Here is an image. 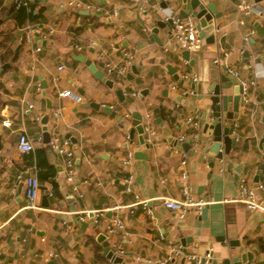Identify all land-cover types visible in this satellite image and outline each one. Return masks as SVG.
<instances>
[{
  "label": "crops",
  "instance_id": "obj_1",
  "mask_svg": "<svg viewBox=\"0 0 264 264\" xmlns=\"http://www.w3.org/2000/svg\"><path fill=\"white\" fill-rule=\"evenodd\" d=\"M163 1L169 8L161 6ZM208 1L220 16L212 28H204L200 49L190 53L193 64L180 56L170 24L159 29L156 39L150 31L170 9L178 13L175 0H27V10L37 13L43 7V23L0 19V33L10 37L15 55L6 62L0 55V68L9 64L0 72V264H109L105 243L113 253L124 249L120 264H188L183 257L160 262L169 243L187 253L202 255L211 249L213 258L205 264H264V190L256 189L255 210L239 201L241 179L253 187L264 185V148L258 145L264 136V96L257 99L264 88V32L259 35L253 25L264 27V1ZM14 2L17 6L21 1L4 0V5ZM125 52L133 55L125 75L108 73L106 64L122 65ZM76 56L90 60L112 86L94 77ZM167 65L176 70L177 79ZM212 65L220 73L236 70L240 83L246 82L248 98L233 120L237 125L230 138L236 142L221 159L210 150L211 137L200 123L209 104L208 96L200 98V82ZM63 91L82 100L62 96ZM134 113L153 130L150 143L141 144L136 129L130 134ZM192 115L198 116L199 136L181 165L172 147L179 134L188 133L184 119ZM23 132L32 141L29 153L17 149ZM45 132L49 140H68L71 164L44 141ZM220 149L224 151V144ZM127 151L133 159L126 166L122 160ZM25 170L35 171L40 183L35 209L26 207L25 184L18 178ZM129 173L134 193L148 202V212L134 193L124 191L123 178ZM184 186L206 201L205 214L191 209L181 219L162 205L163 197L180 199ZM116 203L123 209H106ZM95 211H102L100 226L89 217L81 219ZM116 216L124 229L110 234L105 227ZM247 252L250 258L243 261Z\"/></svg>",
  "mask_w": 264,
  "mask_h": 264
},
{
  "label": "built area",
  "instance_id": "obj_2",
  "mask_svg": "<svg viewBox=\"0 0 264 264\" xmlns=\"http://www.w3.org/2000/svg\"><path fill=\"white\" fill-rule=\"evenodd\" d=\"M136 1V0H132ZM76 5H79L81 1L75 2ZM20 5V3H18ZM23 5L30 7L28 3L23 2ZM247 12V11H245ZM248 13V12H247ZM166 18L171 19L170 24V30H171V37L173 41L176 44V47L179 50H188L190 53L196 52L200 49L202 39L204 37H200L199 32L197 30V20L193 19L190 16H187L185 18L181 17L177 13L174 14L173 12L169 11ZM254 33V30L249 31L245 36L243 37L244 44H248L250 40V36ZM39 50V48H37ZM133 59V55L131 53L125 52L124 53V63L118 67H115L111 65L110 63L106 64L107 72L117 71V73L121 75H125L128 68L131 65V61ZM220 61L219 58L214 59V64H218ZM228 71L232 74H234L236 77H239V74L236 70H233L231 68H228ZM182 78H187V75H182ZM192 81H196V76H192ZM244 86V90H246V82H241ZM187 92V91H184ZM62 96H67L71 98L72 100L76 102H80L82 99L79 95L71 92V91H63L60 93ZM244 101H248L247 93L245 91V94L243 95ZM185 125L188 128V133L179 134L176 138V144L174 147H172V150L175 154H178L180 156V163L181 165H185L187 158H188V151L182 150L181 145L186 140L190 141L192 144V148L196 147L195 141L197 140L199 133H198V116L192 115L187 116L184 119ZM237 125V123H234V126ZM144 131L146 133L145 142L150 143L153 135V130L145 125ZM130 138L129 134H126V139L128 140ZM49 146L54 151L64 154L68 157V162L72 163V157L73 152L67 148L68 140L67 139H60L59 137H52L49 142ZM33 148L32 141L29 139V137L26 135V133H21L18 136L17 140V149L21 153H29ZM133 159V153L131 151H127L122 163L123 165H129ZM263 172H264V158H263ZM182 178H185V174L182 173ZM68 180H73L72 171L68 172ZM19 179H22L25 184V205L27 208L35 209L37 207V197L40 190V183L37 178V174L35 171L31 170H25L22 173H19L18 175ZM123 186L124 191L134 193L133 189V175L131 173L127 174L123 178ZM75 189V187H74ZM256 189L264 190V185L261 183L256 184L255 187L250 185L245 179H241L239 183V201L244 204L245 207H247L250 210H255L258 208V202L256 199ZM183 196L180 199H174L170 197H163L161 199L162 205L165 208H168L170 210H173L176 212L177 216L181 219H183L189 210H195L197 213H201L202 209L205 206L206 201L201 197H195L191 195L187 189L186 186L182 188ZM134 198L137 202L141 203V206L143 209H145L148 212V202L146 200H142L139 198L137 194L134 193ZM106 209H112L116 212L123 209V205L121 203L112 204L111 206L106 207ZM102 214V211H95L91 215L86 213L81 219H84L85 217L91 218L92 222L96 226H100V215ZM106 231L108 233H116V232H122L124 229V223L122 219L118 216L114 217L107 225H106ZM160 238H163L162 235H160ZM1 254V251H0ZM125 254V251L123 248L118 247L117 250L113 253L114 256H120L122 257ZM183 257L188 264H205L209 263L212 258V250H207L204 254H196V253H187L183 251V248L181 245H176L169 243V253L166 255L165 258L160 260L161 263H167L168 261ZM109 264H118L113 259H109ZM244 264H247L246 262Z\"/></svg>",
  "mask_w": 264,
  "mask_h": 264
},
{
  "label": "water",
  "instance_id": "obj_3",
  "mask_svg": "<svg viewBox=\"0 0 264 264\" xmlns=\"http://www.w3.org/2000/svg\"><path fill=\"white\" fill-rule=\"evenodd\" d=\"M42 1V0H40ZM178 6V15L185 18L187 16L192 17L197 20V30L199 32L200 37L205 36L204 28H212L214 20L220 16V13L216 11V6L213 1L207 0H175ZM255 4H259L264 0H253ZM169 3L163 1L161 6L163 8H169ZM171 12H175V9H170ZM171 24L170 18H165L164 20H159L156 22L155 26L151 28V34L153 38H157V34L159 29L166 28L167 25ZM254 27L256 28L257 33L260 35L264 32V27L255 22ZM212 40V37H207L206 40ZM159 41V40H157ZM161 42V41H159ZM182 59L189 62V64H193L194 60L190 59V52L188 50H182L180 53ZM245 57H247V53H245ZM76 58L82 62H84L89 69L93 72L94 77L97 79H103L105 83L109 86H112L111 80H106L104 77V72L96 69L95 65L88 59H85L83 56H76ZM247 61V58H246ZM9 64H4L0 68V72L5 69ZM168 71L173 75L175 79L178 78L176 70L169 65L166 66ZM133 72H136V69L132 68ZM129 78H132V75H128ZM202 89L200 93V98L203 95L208 96L209 104H205V108L201 111V125L203 126L202 132L208 133V136L211 137L212 145L210 150L216 154L217 158H222L224 153L229 152V148L231 145H234L236 139H231L230 136L234 131V123L233 120L237 118L239 107L243 105L244 99L243 95L245 91L247 93V89L244 90V86L240 83L238 77L229 74V72H219V69L215 66H209L208 69V77L206 79L201 80ZM192 88H195V83L191 84ZM232 87L231 92H226L227 89ZM116 94L120 101H123L124 96L122 90L118 87L116 88ZM264 96V88L261 90V93L257 99H260ZM91 106L99 108L100 105L97 103H90ZM229 105H232V109L229 110ZM103 111L107 113H111L113 115L114 111H112L111 107L103 106ZM155 111L157 109L155 108ZM120 118V116H119ZM264 120V118H263ZM142 116L138 113L133 114L132 125L130 134L136 129L139 133V142L142 144L144 142L143 133H144V125L142 124ZM41 122L45 124L47 122L46 115L42 118ZM46 130V127H43ZM129 134L130 138L131 135ZM50 136L47 132L44 133V141L48 142ZM224 144V151L220 149V145ZM259 147L264 148V136L259 139L258 143ZM184 150L188 151L191 146L188 140L182 143L181 145ZM206 210L203 209L202 214H205ZM100 240L104 239V235L100 234L98 236ZM105 255L108 259H113L116 263L120 264L122 261V257L114 256L113 252L110 250L108 243H105L104 249ZM250 253L242 254V259L245 261L249 260ZM47 264H53V261H49ZM241 264V262L237 263Z\"/></svg>",
  "mask_w": 264,
  "mask_h": 264
},
{
  "label": "trees",
  "instance_id": "obj_4",
  "mask_svg": "<svg viewBox=\"0 0 264 264\" xmlns=\"http://www.w3.org/2000/svg\"><path fill=\"white\" fill-rule=\"evenodd\" d=\"M20 5L16 6V2H14L11 6H5L4 0H0V19L3 17H14L17 21L23 22H31L41 24L45 21V18L42 14L43 7L39 9L37 13H34V10H27L23 5L24 1L27 0H19ZM10 37L6 34L0 33V55L4 62L9 61L12 57H14V52L9 46ZM4 51V52H2ZM96 258L100 259V254L96 250Z\"/></svg>",
  "mask_w": 264,
  "mask_h": 264
}]
</instances>
